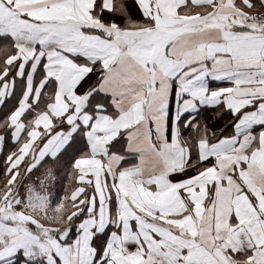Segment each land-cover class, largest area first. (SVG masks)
Here are the masks:
<instances>
[{"label": "crops", "instance_id": "obj_1", "mask_svg": "<svg viewBox=\"0 0 264 264\" xmlns=\"http://www.w3.org/2000/svg\"><path fill=\"white\" fill-rule=\"evenodd\" d=\"M261 12L0 0V264L37 225L59 264H264Z\"/></svg>", "mask_w": 264, "mask_h": 264}, {"label": "trees", "instance_id": "obj_2", "mask_svg": "<svg viewBox=\"0 0 264 264\" xmlns=\"http://www.w3.org/2000/svg\"><path fill=\"white\" fill-rule=\"evenodd\" d=\"M102 15H103V18H108V17L112 16L111 13H106L104 11H102ZM103 20H105V19H103ZM113 20H114V22H118V21H115V19H113ZM212 113H213L212 110H209L205 113V121L207 120L208 127H210L213 130V135L211 136V139H218L219 137L225 135L226 132L228 131L229 127L234 124V122L237 118V115L234 117L233 116L231 117L230 114L223 113L221 116L212 120ZM210 118L212 121H209ZM223 122H224V126L222 125ZM78 219H79V217H75V218L70 220V222L73 224V225H71V227H73L72 230H75V228H76L75 223ZM38 262H40V261H38ZM5 264H38V263L33 262L32 258L31 259H29V257L26 258V255H24V253H19L14 259H12L11 261H9ZM40 264H44V263L41 261Z\"/></svg>", "mask_w": 264, "mask_h": 264}, {"label": "rangeland", "instance_id": "obj_3", "mask_svg": "<svg viewBox=\"0 0 264 264\" xmlns=\"http://www.w3.org/2000/svg\"><path fill=\"white\" fill-rule=\"evenodd\" d=\"M45 217H47L48 213H43ZM41 213H36V217H43ZM76 214H77V211H74L72 209H70V211H67V217L69 220L68 223L70 222L71 219L75 218L76 217ZM63 226V225H61ZM49 226H46V225H37V228L39 229V233L38 235L39 236H34L35 232L33 231V253L31 254H27L26 255V258L28 257L29 255V259H33V262H37L38 264L41 263V261L44 263V264H59L60 261H58L57 259V255L56 253H54V255L52 256L51 254V249H53L54 245H52L50 239H51V236H49L48 234L46 233H43V230L42 229H45ZM50 227H53V226H50ZM56 227V226H54ZM60 227V226H58ZM46 247H47V250H46ZM50 252V253H49ZM49 253V255H48ZM47 258L49 259V262L46 263L47 261ZM40 261V262H38Z\"/></svg>", "mask_w": 264, "mask_h": 264}, {"label": "built area", "instance_id": "obj_4", "mask_svg": "<svg viewBox=\"0 0 264 264\" xmlns=\"http://www.w3.org/2000/svg\"><path fill=\"white\" fill-rule=\"evenodd\" d=\"M252 20H254L255 22L259 23L260 25L264 26V12L261 13H255L252 16Z\"/></svg>", "mask_w": 264, "mask_h": 264}]
</instances>
